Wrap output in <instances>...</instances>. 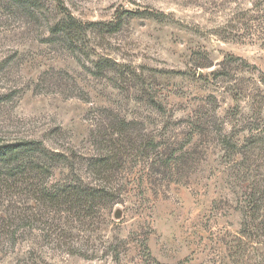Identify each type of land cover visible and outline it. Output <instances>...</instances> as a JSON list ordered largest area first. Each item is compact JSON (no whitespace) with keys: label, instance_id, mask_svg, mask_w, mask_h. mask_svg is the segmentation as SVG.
<instances>
[{"label":"rangeland","instance_id":"1","mask_svg":"<svg viewBox=\"0 0 264 264\" xmlns=\"http://www.w3.org/2000/svg\"><path fill=\"white\" fill-rule=\"evenodd\" d=\"M24 1L0 0V142L73 169L0 176V264H231L230 167L264 130V0ZM64 13L106 25L73 46L51 31ZM125 133L149 150L115 158V201L92 216L37 201L42 184L95 185Z\"/></svg>","mask_w":264,"mask_h":264},{"label":"trees","instance_id":"2","mask_svg":"<svg viewBox=\"0 0 264 264\" xmlns=\"http://www.w3.org/2000/svg\"><path fill=\"white\" fill-rule=\"evenodd\" d=\"M51 0H25L24 2L41 11L45 8V2ZM53 1V0H52ZM59 1V0H54ZM62 15V14H61ZM105 23H82L71 14L62 15L52 25L53 34L60 35L66 42L75 46L82 45L83 40L94 30ZM114 24H107L108 27ZM121 25L114 26L108 34L118 32ZM104 62L97 64L98 69ZM264 86V74L260 78ZM258 130V129H257ZM116 139L107 147H103L105 155L96 159L91 164L95 179V185L84 183L81 180L65 182L49 187L41 185L35 190L37 201L40 204L52 206L54 209L64 210L69 213H86L92 216L97 208H105L109 201H115L118 196L112 190V181L115 176L117 156L125 157L137 148L149 150L147 147L136 146V139L126 137ZM249 142V151L237 152L241 159H236L230 167L231 178L234 179V194L238 198L237 208L241 215L240 230L228 243L227 253L231 264H264V165L260 159L264 157V130L252 135ZM154 145V143H152ZM152 145V148L155 146ZM151 146V145H150ZM133 147V149H130ZM248 149V148H247ZM132 150V151H131ZM143 154V153H142ZM69 157L60 153L47 151L39 141H17L13 143L0 142V176L28 177L31 174L36 177H47V174L58 164H66L73 169Z\"/></svg>","mask_w":264,"mask_h":264}]
</instances>
